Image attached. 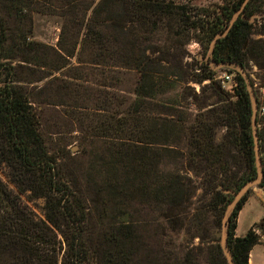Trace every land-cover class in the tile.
<instances>
[{
    "label": "trees",
    "instance_id": "trees-1",
    "mask_svg": "<svg viewBox=\"0 0 264 264\" xmlns=\"http://www.w3.org/2000/svg\"><path fill=\"white\" fill-rule=\"evenodd\" d=\"M261 1L209 9L168 0H0V168L15 187L0 176V264H134L139 236L121 218L134 201L199 238L182 256L171 252L167 264H228L211 241L233 199L221 187L237 191L257 176L251 100L239 74L231 94L206 62L190 72L183 60L191 41L209 48L242 10L213 57L247 69L255 59L245 48L254 29L248 16ZM35 13L58 18L56 45L33 38ZM48 112L75 124L91 155L85 188L77 154L49 145ZM257 123L264 162L260 113ZM251 193L230 221L235 264H249L261 240L255 227L235 237ZM23 195L44 200V217ZM258 227L264 231V218Z\"/></svg>",
    "mask_w": 264,
    "mask_h": 264
},
{
    "label": "rangeland",
    "instance_id": "rangeland-1",
    "mask_svg": "<svg viewBox=\"0 0 264 264\" xmlns=\"http://www.w3.org/2000/svg\"><path fill=\"white\" fill-rule=\"evenodd\" d=\"M175 2H185L195 5L197 7H205L209 9H219L221 7H226L231 9L238 0H168ZM264 0L258 2L260 6V11L252 13L248 16L249 22L254 25L253 33L251 38L245 44L247 50H252V54L255 59H251L250 55L246 61L247 71L251 77V82L255 90L256 97L260 107L264 106V34L260 33L264 30ZM239 11V10H238ZM263 14V15H261ZM35 26L33 38L39 41L47 42L53 45L58 43L61 36V24L57 17L45 16L40 13L34 14ZM65 39V38H64ZM66 40V39H65ZM187 54L184 57V64L187 66L190 72L195 70L199 65L205 64V57L208 54L209 48L205 49L197 41L193 40L187 45ZM225 57L226 54L224 53ZM75 58L73 59V61ZM220 71V70H219ZM217 71V72H219ZM207 81L206 83H208ZM196 86L197 90H201V85L197 83H191ZM126 89H130V85H126ZM62 109V108H61ZM60 110V109H59ZM47 122H44L43 129L46 131V136L49 141L50 146L55 144H61L71 151L73 155L77 154V163L75 164L77 182L83 188H85L86 183L83 178V172L88 169L89 163L91 161V155L85 152L84 147H80V142L77 140L79 137L78 131L74 130L69 123L64 120V117L56 115L53 113H47ZM261 121L264 122V117L260 115ZM75 123V122H74ZM73 128V129H72ZM66 130L65 133L58 135L54 133L56 131ZM78 168V171H77ZM85 169V170H84ZM0 176L2 179L12 188L15 189L14 185L10 183L7 177V169L5 167L0 168ZM260 188L259 185L252 188L253 195L254 191ZM200 192V191H199ZM249 196V197H250ZM248 197V198H249ZM24 203H26L35 212L37 217H44L43 206L44 200L37 199L30 201L27 195L22 196ZM262 201V200H261ZM243 205L245 207L243 213V219L239 223L238 232L244 233L248 225V212L251 210L253 202H248V199ZM125 214L121 217L124 222L133 224L136 228L138 239L139 250L134 256V264H167L165 261L171 252H176L178 256H182L187 250L199 245V238L192 240L190 234L187 233L186 227L180 228L177 222L173 220H164L160 216L161 212L153 209H149L147 206L142 205L136 201L132 202L130 206H126ZM260 219L253 224L256 231L260 233L258 226L264 218V206L261 208ZM96 215L91 222V234L94 239H97L102 230L99 227L98 214L93 211ZM187 223V220H184ZM251 227V228H252ZM216 234V231L213 230ZM217 235V234H216ZM136 250V251H137ZM202 259V258H201ZM171 263L174 259H170Z\"/></svg>",
    "mask_w": 264,
    "mask_h": 264
},
{
    "label": "water",
    "instance_id": "water-1",
    "mask_svg": "<svg viewBox=\"0 0 264 264\" xmlns=\"http://www.w3.org/2000/svg\"><path fill=\"white\" fill-rule=\"evenodd\" d=\"M249 0H245L242 7L246 5V3ZM242 13V10H239L234 13L231 20L228 22L229 26L233 25L235 21L240 17ZM263 15V14H261ZM230 27L226 29L225 32H220L213 38L209 51L207 56L205 57V61L208 65H210L211 68H213L216 71H224V70H232L234 73L239 74L246 85L247 92L250 96L251 100V106H252V129H253V136L255 141V154H256V166H257V176L255 179L250 180L246 182L239 190L234 189H224L221 187V189L226 192L233 195V199L228 203L225 213L222 218V227H221V235L220 238L211 241L212 243H218L221 245V248L223 250L224 255L226 256V259L228 261V264H235L233 254L230 249L229 245V228H230V221L231 217L233 215V212L237 206V204L241 201L243 196H245L253 187L259 185L263 179H264V162L261 155L260 150V142H259V134H258V123L257 118L259 114V103L258 99L255 94V90L253 87V84L251 82V77L247 71V69L237 61H231V60H224V61H217L213 57L215 46L219 39L224 37ZM218 87L221 89V86L218 85Z\"/></svg>",
    "mask_w": 264,
    "mask_h": 264
},
{
    "label": "crops",
    "instance_id": "crops-1",
    "mask_svg": "<svg viewBox=\"0 0 264 264\" xmlns=\"http://www.w3.org/2000/svg\"><path fill=\"white\" fill-rule=\"evenodd\" d=\"M207 81H205L204 84H206ZM192 110L196 112V108L194 106H192ZM248 202L249 203L253 202V205L247 215L248 225H247L246 231L244 233L238 232L239 223L243 219V213L245 209V207H242V209L239 212L238 218H237V227L235 229V237L245 235L246 232L253 226V224L256 223L260 219L261 213H262L260 208L264 206V187L257 188L254 191V194L248 198ZM258 229L260 230L261 240H260V243L255 245L253 249L251 250L249 264H264V231L259 227Z\"/></svg>",
    "mask_w": 264,
    "mask_h": 264
},
{
    "label": "built area",
    "instance_id": "built-area-1",
    "mask_svg": "<svg viewBox=\"0 0 264 264\" xmlns=\"http://www.w3.org/2000/svg\"><path fill=\"white\" fill-rule=\"evenodd\" d=\"M215 80L219 82L222 88L234 94L238 86V82L235 78V73L229 71H220L216 74ZM260 115L264 117V106L260 107Z\"/></svg>",
    "mask_w": 264,
    "mask_h": 264
},
{
    "label": "flooded vegetation",
    "instance_id": "flooded-vegetation-1",
    "mask_svg": "<svg viewBox=\"0 0 264 264\" xmlns=\"http://www.w3.org/2000/svg\"><path fill=\"white\" fill-rule=\"evenodd\" d=\"M231 26H232V25H231ZM231 26H229V23H228V27H231ZM228 27H227V28H228Z\"/></svg>",
    "mask_w": 264,
    "mask_h": 264
}]
</instances>
